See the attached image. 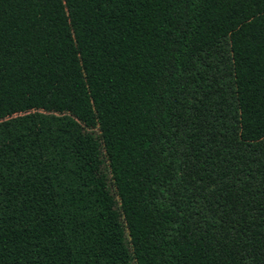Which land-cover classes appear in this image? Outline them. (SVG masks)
Masks as SVG:
<instances>
[{
    "label": "trees",
    "instance_id": "16d2710c",
    "mask_svg": "<svg viewBox=\"0 0 264 264\" xmlns=\"http://www.w3.org/2000/svg\"><path fill=\"white\" fill-rule=\"evenodd\" d=\"M0 264H264V0H0Z\"/></svg>",
    "mask_w": 264,
    "mask_h": 264
}]
</instances>
